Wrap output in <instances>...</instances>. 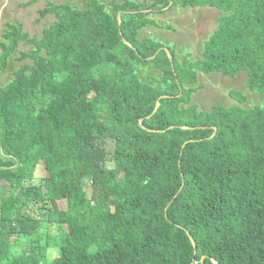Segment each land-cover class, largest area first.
Returning a JSON list of instances; mask_svg holds the SVG:
<instances>
[{"label":"trees","instance_id":"obj_1","mask_svg":"<svg viewBox=\"0 0 264 264\" xmlns=\"http://www.w3.org/2000/svg\"><path fill=\"white\" fill-rule=\"evenodd\" d=\"M84 1L2 33L1 71L31 48L0 86V264H264V106L201 111L187 87L244 71L264 96V0ZM169 5L222 13L201 59L138 39Z\"/></svg>","mask_w":264,"mask_h":264},{"label":"rangeland","instance_id":"obj_2","mask_svg":"<svg viewBox=\"0 0 264 264\" xmlns=\"http://www.w3.org/2000/svg\"><path fill=\"white\" fill-rule=\"evenodd\" d=\"M107 4L112 0H100ZM123 0H114L121 3ZM138 4H144L148 0H131ZM48 2L55 4L69 3L75 8H84V0H0V42H3L2 33L8 24H20L21 31L29 37L38 38L41 31L52 24L55 19L52 15L39 17V11ZM222 13L210 6L186 7L180 6L165 8L164 12L148 16L156 23L146 25L138 33V39L150 38L161 43L164 47L173 49L178 62L186 59L188 62L201 59L203 45L217 28L218 20ZM7 42V41H6ZM31 47L19 42L14 53L7 59L4 71L0 70V86L7 84L13 78V72L17 70L21 62L17 61L20 52H28ZM1 52V49H0ZM169 55V54H168ZM170 57V55H169ZM138 78L147 80L160 77V72L151 66L141 67L137 70ZM150 82V81H147ZM187 87L195 88L191 94V103L201 111H210L213 106L250 108L257 105L264 106V96L246 88V73L238 72L234 78L222 76L220 73L204 74L197 72L196 82ZM239 95L244 101H239ZM100 147L107 153L114 149V143L110 139L100 141ZM0 150V156H2ZM45 164L41 162L35 172V177H41L45 173ZM6 184L0 182V191H6ZM87 192L89 190L87 189ZM59 207H64L63 201H58ZM7 217V215H1Z\"/></svg>","mask_w":264,"mask_h":264},{"label":"water","instance_id":"obj_3","mask_svg":"<svg viewBox=\"0 0 264 264\" xmlns=\"http://www.w3.org/2000/svg\"><path fill=\"white\" fill-rule=\"evenodd\" d=\"M119 14H117V16H118ZM157 101H159V100H157ZM158 106V102H157V104H156V107ZM202 259H203V257H202Z\"/></svg>","mask_w":264,"mask_h":264}]
</instances>
